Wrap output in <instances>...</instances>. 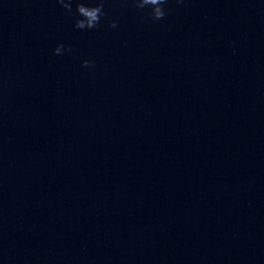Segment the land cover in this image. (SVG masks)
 <instances>
[{
  "label": "water",
  "instance_id": "1",
  "mask_svg": "<svg viewBox=\"0 0 264 264\" xmlns=\"http://www.w3.org/2000/svg\"><path fill=\"white\" fill-rule=\"evenodd\" d=\"M167 8L0 0V264H264V0Z\"/></svg>",
  "mask_w": 264,
  "mask_h": 264
},
{
  "label": "clouds",
  "instance_id": "2",
  "mask_svg": "<svg viewBox=\"0 0 264 264\" xmlns=\"http://www.w3.org/2000/svg\"><path fill=\"white\" fill-rule=\"evenodd\" d=\"M131 2L136 9L144 13L142 19L156 21L163 19L168 14L167 4L169 0H131ZM176 2L182 3L183 0H176ZM57 3L68 15L74 16L73 27L80 31L99 28L102 19L107 16L105 11L106 0H57ZM118 24V20L112 19L108 26L114 29L118 27ZM72 51V45L61 42L55 46L53 54L62 56ZM82 65L91 71L95 67V61L84 59Z\"/></svg>",
  "mask_w": 264,
  "mask_h": 264
}]
</instances>
